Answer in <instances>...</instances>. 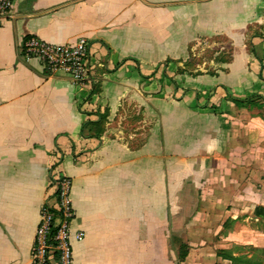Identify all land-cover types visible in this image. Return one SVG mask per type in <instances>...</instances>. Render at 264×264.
Masks as SVG:
<instances>
[{"label": "crops", "instance_id": "0c3cea01", "mask_svg": "<svg viewBox=\"0 0 264 264\" xmlns=\"http://www.w3.org/2000/svg\"><path fill=\"white\" fill-rule=\"evenodd\" d=\"M11 13L0 264H30L52 172L70 178L71 230L84 233L73 264H234L221 252L264 250V107L229 99L264 103V0H13ZM28 37L86 38L92 82L25 60ZM210 47L212 66L194 64Z\"/></svg>", "mask_w": 264, "mask_h": 264}, {"label": "built area", "instance_id": "2783aa9c", "mask_svg": "<svg viewBox=\"0 0 264 264\" xmlns=\"http://www.w3.org/2000/svg\"><path fill=\"white\" fill-rule=\"evenodd\" d=\"M13 0H0V24L12 17ZM25 60L37 59L47 74H62L81 88L93 80L88 40L79 37L74 43L55 45L36 37H28L22 45ZM49 186L51 199L40 210V219L30 253V264H73L72 242L82 241L83 232H73L74 217L71 205V180L52 172Z\"/></svg>", "mask_w": 264, "mask_h": 264}, {"label": "trees", "instance_id": "16d2710c", "mask_svg": "<svg viewBox=\"0 0 264 264\" xmlns=\"http://www.w3.org/2000/svg\"><path fill=\"white\" fill-rule=\"evenodd\" d=\"M253 98L252 97H248V98H245V99H238V98H234V97H229L230 101H232L236 106L238 107H247V105H252V106H256L257 109H260L261 107H264V103H255L253 102L251 99ZM264 210L262 208H257L255 210V215L257 217H261L263 214ZM251 251L253 252H262L264 254V250H261V249H251ZM187 254V251H186V246H181L180 247V250H179V259L182 260L184 259V257L186 256ZM222 256L228 260H230L232 263L234 264H242V263H245V264H248V263H252L253 261H250V260H245V261H239L237 262L238 260H236L237 258H235L234 256H232V254H230L229 252H221ZM220 254V255H221ZM242 259V258H241Z\"/></svg>", "mask_w": 264, "mask_h": 264}, {"label": "rangeland", "instance_id": "374dc122", "mask_svg": "<svg viewBox=\"0 0 264 264\" xmlns=\"http://www.w3.org/2000/svg\"><path fill=\"white\" fill-rule=\"evenodd\" d=\"M212 54H213V48L210 47L208 49H203V52L201 53V55H199L198 58L195 59L194 64H197L199 66L202 67V65L204 66V68H209V66H212ZM253 110H256V106H253ZM245 255L248 256L249 254L253 256L254 262L255 260H257L256 262H258L259 264H264V254L262 252H254L252 253L249 250H245ZM252 259V261H253ZM251 260V259H250ZM249 264H254V263H249Z\"/></svg>", "mask_w": 264, "mask_h": 264}]
</instances>
